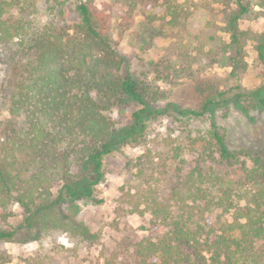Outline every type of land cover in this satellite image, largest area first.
Wrapping results in <instances>:
<instances>
[{"label": "trees", "instance_id": "16d2710c", "mask_svg": "<svg viewBox=\"0 0 264 264\" xmlns=\"http://www.w3.org/2000/svg\"><path fill=\"white\" fill-rule=\"evenodd\" d=\"M69 1L57 3L58 15ZM225 2L236 11L226 21L227 42L217 46L233 52L236 65L245 35L238 23L260 11H252L244 0ZM71 4L78 22L69 28L40 21L38 0H0V96L7 99L9 114L24 120L21 127L10 119L2 123L0 243L19 242L21 231L79 229L86 237L88 229L73 219L79 212L74 202H103L96 187L103 180L106 157L143 138L148 121L170 112L181 121L199 119L231 104L245 115L264 109V75L262 87L250 92L238 87L236 92L207 91L197 110H179L171 102L156 106L163 98L157 89L140 86L131 74L112 73L101 10L79 1ZM190 4L193 0H111L103 6L123 22L137 15L152 19L151 10L160 6L168 24L177 28L187 20ZM253 5L264 9V0H253ZM256 51L264 63V31ZM207 54L211 58L214 51ZM115 105L136 107L126 125L117 126L106 116ZM205 134L190 144L199 158L193 167H185L181 144L167 145L156 160L147 151L137 164L127 165L135 173L127 179L120 202L130 213H148L149 230L156 235L137 242L128 256L106 255L103 264H264V160L259 154L231 150L214 120ZM241 156L250 159V168ZM202 157L239 164L242 175L228 180L204 169ZM14 203L22 219L7 229ZM9 263L0 254V264Z\"/></svg>", "mask_w": 264, "mask_h": 264}, {"label": "rangeland", "instance_id": "374dc122", "mask_svg": "<svg viewBox=\"0 0 264 264\" xmlns=\"http://www.w3.org/2000/svg\"><path fill=\"white\" fill-rule=\"evenodd\" d=\"M73 1L91 4L101 10L106 21L104 36L108 39V54L113 59L112 73L116 76L131 74L140 86L157 89L163 95L156 103L160 108L171 102L179 110H197L207 91L236 92L238 87L241 91L250 92L263 85L264 63L258 58L256 46L264 31V9L254 6L253 0L244 1L250 3L252 11L260 12L238 23L239 30L245 35L240 61L236 65L231 59L233 52L229 49L220 51L217 46L227 42L226 21L236 11L235 5L225 0H193L187 20L177 28L168 24L169 17L164 15L160 6L151 10L152 19L137 15L132 21L123 22L111 13V9L104 8L103 3L111 0ZM59 2L38 0V18L72 28L78 22L74 5L70 0L63 14L58 15ZM209 50L214 51L211 58L207 56ZM261 93L264 97V88ZM135 109L131 105H115L106 116L117 126H123L130 122V113ZM6 119L16 123L17 127L24 122L23 117L9 114L7 99L1 95L0 136ZM211 120L225 133L231 150L242 154L248 152L253 156L259 154L264 160V109L245 115L231 104L228 108L187 121H181L170 112L166 117L148 121L144 136L138 142H130L106 157L104 177L96 187V195L103 201L100 205L74 202L79 212L73 219L77 226L88 229L86 237L78 233L79 229L70 232L50 230L43 234L21 231L16 236L19 242L0 243V254L7 257L9 264L33 260H40L41 264H103L108 254L116 253L120 258L132 254L137 242L156 234L149 230L148 213H130L128 207L120 202V196L127 188V179L135 173L127 165L137 164L139 157L147 151L156 160L157 152L167 145L181 144L185 167H193L199 158L194 152L197 148H191L190 144L197 136L205 137ZM202 159L204 169L212 168L228 180L235 181L242 175L239 164L228 166L219 163L217 158L214 162ZM240 159L247 168L251 167L247 156ZM57 190L58 186L51 190L52 197ZM63 210L67 212L66 207ZM10 211L12 217L5 224L7 229L18 225L22 219V210L16 203Z\"/></svg>", "mask_w": 264, "mask_h": 264}]
</instances>
